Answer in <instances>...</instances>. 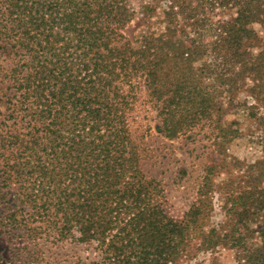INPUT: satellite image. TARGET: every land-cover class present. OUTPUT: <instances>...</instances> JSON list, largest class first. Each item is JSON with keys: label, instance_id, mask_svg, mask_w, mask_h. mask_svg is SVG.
I'll list each match as a JSON object with an SVG mask.
<instances>
[{"label": "trees", "instance_id": "obj_1", "mask_svg": "<svg viewBox=\"0 0 264 264\" xmlns=\"http://www.w3.org/2000/svg\"><path fill=\"white\" fill-rule=\"evenodd\" d=\"M216 4L234 11L206 37L212 0H0V264H56L43 246L65 242L86 247L78 264H186L217 247L264 264V161L229 228L207 227L204 185L171 214L131 130L139 84L167 139L218 126L243 85L264 101V0ZM137 15L147 29L129 35Z\"/></svg>", "mask_w": 264, "mask_h": 264}, {"label": "rangeland", "instance_id": "obj_2", "mask_svg": "<svg viewBox=\"0 0 264 264\" xmlns=\"http://www.w3.org/2000/svg\"><path fill=\"white\" fill-rule=\"evenodd\" d=\"M212 1L214 6L206 13L209 19L204 31L206 37L210 34V23L218 18H225L234 11L230 5L218 6V0ZM138 2L139 0H132L136 8ZM146 26V18L142 20L137 15L127 32L129 35H138L147 29ZM253 26L264 49V26ZM247 88L249 86L243 85L236 91L232 102L223 103V111H217L218 126L200 122L190 132L167 139L158 129L154 102L148 97L143 84L137 86L131 130L145 150L142 169L163 187L165 205L171 214L178 216L191 203L202 199L199 188L204 185L206 198L210 203L207 227L214 226L222 230L229 228L235 198L241 194L244 197L247 195L243 192L250 191L256 180V162L264 161V101L254 100ZM225 132L232 138L223 146L220 143ZM212 163L215 165L208 169ZM261 185L264 188V180ZM249 218H245L248 219L247 225L256 229L257 220L251 216ZM6 239L4 234L0 235L2 255L9 246ZM85 248L84 245L69 242L43 246L46 257H53L56 264H78L89 255ZM237 254L236 248L217 247L211 252L199 253L186 264H235Z\"/></svg>", "mask_w": 264, "mask_h": 264}]
</instances>
